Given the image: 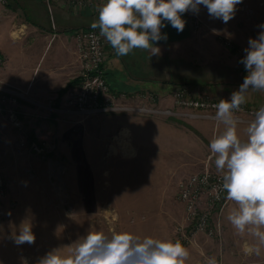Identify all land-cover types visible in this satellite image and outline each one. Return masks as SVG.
I'll list each match as a JSON object with an SVG mask.
<instances>
[{"label": "rangeland", "instance_id": "obj_1", "mask_svg": "<svg viewBox=\"0 0 264 264\" xmlns=\"http://www.w3.org/2000/svg\"><path fill=\"white\" fill-rule=\"evenodd\" d=\"M64 1L73 5L78 3V0ZM52 2H45L50 15ZM92 2V9L97 12L103 0ZM22 5L20 0L0 3V7L10 10L11 14L7 21L9 33H0V47L7 54L0 52L6 57L5 65L11 58L13 65L18 67L20 49L27 47V59L34 67L39 36L34 28L28 34L22 29L21 23L26 19ZM184 16L191 18L194 30L219 22L221 26L217 28L232 31L247 43L249 37L254 38L259 32L257 26L264 23V0H243L227 24L210 19L203 8L199 15L189 12ZM224 40L225 45L227 42L232 44L227 47H236L234 50L240 61L245 48L239 44L234 47L231 40ZM239 69L245 72L241 63ZM0 79L3 80L1 76ZM3 81L20 93L16 104L24 120V129L15 130L5 113L0 111V127L4 133L0 142V162L7 181V195L1 203L4 213L0 216V264H21V257L26 258L28 264H36L51 249L69 245L89 230L109 234L113 230L127 231L140 237L180 240L190 252L186 264H194L196 256L205 258L201 264H206L209 257H215L217 264L238 263L226 259L238 251L234 246H230L228 252L224 251L227 249L224 213L215 218L220 228L217 236L198 235L191 243L182 239L186 232L183 229L184 207L178 197L179 181L205 169L217 171L214 163L208 160L210 141L194 127L193 118L187 114L189 111L178 112L180 109L172 96L181 85H189L195 92L202 90L182 82L163 98L151 93L152 96L140 101L125 100L130 106L179 113L175 115L131 111L84 115L67 106L65 96L70 88L60 94L64 96L62 101L50 98L41 101L30 90L21 87L18 77ZM169 96L172 104L168 101ZM0 107H3L1 100ZM141 119L151 120L152 126L135 134L130 125H126L127 120ZM37 124L45 125L46 130L51 131L46 141L52 147H44L41 153L20 146V140L24 138L28 144L37 141L34 134ZM121 142H128V151L122 149ZM25 220L31 222L36 241L32 245L17 246L11 237L18 234V228ZM240 264L260 262L258 259L246 260Z\"/></svg>", "mask_w": 264, "mask_h": 264}, {"label": "clouds", "instance_id": "obj_2", "mask_svg": "<svg viewBox=\"0 0 264 264\" xmlns=\"http://www.w3.org/2000/svg\"><path fill=\"white\" fill-rule=\"evenodd\" d=\"M243 0H103L97 8L92 29L99 30L118 56H127L135 49L160 55V41H167L162 29L171 25L183 32L186 13L199 15L206 9L210 19L227 24ZM257 35L248 38L243 64L246 75L229 100L214 105V120L223 131L209 142L208 160L220 174L217 192L226 194L233 207L227 220L245 240V255L257 257L264 253V106L246 122L243 137L239 126L244 121L236 115L247 102L249 90L264 92V23L257 26ZM27 186V181L24 182ZM30 221H22L18 234L11 238L15 245H32L36 241ZM66 249V250H65ZM190 252L180 240L140 237L134 233L115 230L111 233L89 230L73 243L56 247L45 253L36 264H186ZM21 264L28 260L21 257ZM206 264H217L209 257Z\"/></svg>", "mask_w": 264, "mask_h": 264}, {"label": "crops", "instance_id": "obj_3", "mask_svg": "<svg viewBox=\"0 0 264 264\" xmlns=\"http://www.w3.org/2000/svg\"><path fill=\"white\" fill-rule=\"evenodd\" d=\"M20 1L26 11L25 23H21L22 29L28 34L31 28H34L39 36L36 61L33 62L35 65L33 67L27 59V47L22 46L20 65H13L10 55V61L1 68L0 76L6 81H13L14 77H18L21 87L30 90L41 101L47 98L62 101L64 96L60 94L81 69L74 33L79 29H91V23L97 19V12H94L92 6L79 8L64 0H57L51 4L50 15L43 0ZM9 12L10 10L0 7V33L8 34L10 31L7 25V21L11 19ZM184 19L187 23L183 32H177L171 25L162 29V32L167 33L168 39L159 42L161 54L158 56L150 57L149 52L135 49L122 57L106 43L107 80L115 93L125 94L126 100L134 101H140L151 93H157L163 98L164 94L174 91L180 83L188 82L217 100L230 99L232 92L238 90L246 75L239 69L235 45L246 48L247 43L234 32H224L217 28L221 26L219 22H215V26L194 30L191 18L184 16ZM225 38L232 41L234 49L225 45ZM0 50L7 54L2 47ZM167 99L168 97L165 100ZM168 101L172 104V97L169 96ZM245 105L259 108L264 106V92L249 90ZM178 112L184 113L186 110L180 109ZM251 119L247 118L245 123L239 126L238 131L242 137L246 122ZM192 123L208 141L223 131V125L218 126L208 118H194ZM128 124L135 134L152 126L149 119L127 120L126 125L129 126ZM152 131L154 133L153 129ZM232 207V202L228 201L223 211L227 247L224 251L228 252L229 247L234 246L238 252L225 258L238 262L235 264L257 259L260 264H264V253L257 257L241 252V247L249 237L237 235L228 222L227 214ZM202 261H205L204 257L196 256L194 264H201Z\"/></svg>", "mask_w": 264, "mask_h": 264}, {"label": "built area", "instance_id": "obj_4", "mask_svg": "<svg viewBox=\"0 0 264 264\" xmlns=\"http://www.w3.org/2000/svg\"><path fill=\"white\" fill-rule=\"evenodd\" d=\"M53 0H45L50 4ZM8 0H0L1 4H6ZM92 0H78L76 4L79 8L92 6ZM76 46L81 61V69L78 74V83L68 89L65 102L67 106L73 108L77 113L89 115L95 113L131 111L135 113L145 112L147 114L168 113L171 115L179 114L170 110H160L147 108L146 106H130L125 102V94L115 93L107 80V49L106 40L99 36L98 29H79L75 33ZM227 46H232L230 42ZM6 63V57L0 52V70ZM242 67L244 68L243 64ZM20 93L14 91L12 86L0 79V100L3 107L0 111L5 113L7 120L15 130L24 129V120L20 116L17 97ZM15 96V97H14ZM20 96V95H19ZM152 96V95H149ZM148 97V96H146ZM174 104L179 109L189 111V116L194 118H208L215 124L214 105L219 100L214 99L207 92H195L189 85L179 86L173 94ZM119 101V102H118ZM259 107L243 105L241 111L236 113L241 121L253 118L254 113ZM45 125L37 124L34 134L37 141L30 144L27 139L20 140V146L28 148L36 153H41L44 147H52L46 141L51 131L46 130ZM46 131V133H44ZM4 139V133L0 127V142ZM220 184V174L210 169H205L188 177L181 179L178 183V197L184 207V226L183 234L186 243L193 242L198 235H205L209 238L217 236L220 231L216 216L220 217L228 203L224 192H217ZM7 195V181L0 162V216L4 213L1 203Z\"/></svg>", "mask_w": 264, "mask_h": 264}, {"label": "trees", "instance_id": "obj_5", "mask_svg": "<svg viewBox=\"0 0 264 264\" xmlns=\"http://www.w3.org/2000/svg\"><path fill=\"white\" fill-rule=\"evenodd\" d=\"M78 83V78L74 79L73 81L69 82V84L67 85V87L65 88L64 91H66L68 88H71L73 86H75ZM113 90V89H112ZM114 91V90H113Z\"/></svg>", "mask_w": 264, "mask_h": 264}, {"label": "bare ground", "instance_id": "obj_6", "mask_svg": "<svg viewBox=\"0 0 264 264\" xmlns=\"http://www.w3.org/2000/svg\"><path fill=\"white\" fill-rule=\"evenodd\" d=\"M125 133L127 132L126 130L124 131ZM129 135H130V133H129ZM129 137V136H128ZM128 137H127V140H128ZM120 139H122V132H121V137H120ZM128 143V142H127ZM127 143H125V142H121V146H122V149H127V151L129 150L128 149V144ZM120 147V146H119ZM131 152V151H130Z\"/></svg>", "mask_w": 264, "mask_h": 264}]
</instances>
